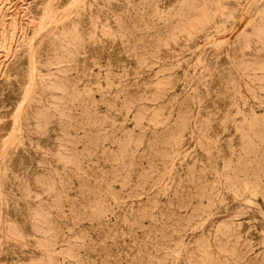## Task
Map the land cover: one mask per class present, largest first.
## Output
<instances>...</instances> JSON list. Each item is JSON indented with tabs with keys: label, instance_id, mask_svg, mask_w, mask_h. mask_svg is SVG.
Wrapping results in <instances>:
<instances>
[{
	"label": "rangeland",
	"instance_id": "374dc122",
	"mask_svg": "<svg viewBox=\"0 0 264 264\" xmlns=\"http://www.w3.org/2000/svg\"><path fill=\"white\" fill-rule=\"evenodd\" d=\"M191 1L178 12L157 0L170 17L139 25L146 38L129 55L93 51L107 45L98 30L83 57L79 105L62 88L46 89L42 106L77 117L81 129L72 148L46 150L44 180L30 196L20 182H0V216L16 201L25 219L11 264H264V0H244L233 18L235 0L222 9ZM144 2L115 7L111 28L129 17L136 39ZM37 24L30 20V30ZM7 52L2 46L0 67ZM55 68L46 69L49 80L77 78Z\"/></svg>",
	"mask_w": 264,
	"mask_h": 264
},
{
	"label": "bare ground",
	"instance_id": "6f19581e",
	"mask_svg": "<svg viewBox=\"0 0 264 264\" xmlns=\"http://www.w3.org/2000/svg\"><path fill=\"white\" fill-rule=\"evenodd\" d=\"M134 1L28 0L24 2V0H0V49L2 46L7 45L8 57L11 56L10 61L0 67V182H8L13 189L17 188L16 182H20L19 184L25 189L27 197L30 196V190L33 188L34 182L44 180L41 172L43 168L40 166L50 162L45 154L46 150L55 149L59 153H63L65 150L72 148L75 142L78 141L77 133L81 129L78 118L72 117L67 120L65 119L67 114L63 109H57L56 114H54L43 107L42 103L49 93L46 89L62 88L61 90L66 92L70 104L75 106L80 104L77 83L79 76L87 68V62L83 57L88 51L87 42L89 40L93 41V44H97L94 38L98 30L105 36L107 45L105 48L97 45L93 51L124 52L127 55L135 52L138 46H136L137 42L146 38L145 35L148 30H144L143 27L138 29L139 25L144 26L153 17L158 19L170 17L169 14L161 15L158 12L157 0H149V7L145 9L144 13L136 15L142 21L141 24L138 23L136 26L138 31L136 39L130 36L135 23L132 20L129 23V17L127 18L128 23H121L122 25H119L118 29H112L109 24L113 9L120 7L126 10ZM137 1L141 4L145 3V0ZM214 1L218 2L221 9L224 8L225 0ZM163 3L173 11L194 7V2L191 0L188 3L183 2L182 5L176 0H163ZM243 4L244 0H235V11L231 12L228 17L238 16ZM8 6H11V8L16 7L13 13H9ZM18 7L24 8L21 17L17 15ZM181 11L183 12V10ZM24 18H27V20L24 21ZM212 18L222 21L227 16L217 13ZM30 20L38 22L35 28L31 30ZM178 24L175 26H178ZM169 29L174 30V25L172 24ZM120 34L123 36L122 38H120ZM164 39L166 38L164 37ZM157 40H151L147 46H156ZM88 63L92 64L95 61L91 60ZM50 66H55L56 71L64 72L74 69L78 74L76 75L77 78L75 77L76 79L69 81V78L65 76V79L61 81L49 80L44 74ZM221 127L226 126L219 123L216 124L215 129ZM56 130L61 135L58 142L55 141L59 137ZM69 135L76 138V140L73 138L70 145H67L66 136ZM38 141H43L45 148ZM230 182L232 181L230 180ZM240 187L242 189L241 185ZM236 188H233V190ZM16 208H18L16 201L13 204L8 203L5 214L0 216V264H11L18 261L16 260L19 246L16 242L17 230L18 227L25 226V219L19 217V210ZM38 217L40 216L38 215ZM6 228L9 229L10 237H6L4 234Z\"/></svg>",
	"mask_w": 264,
	"mask_h": 264
}]
</instances>
